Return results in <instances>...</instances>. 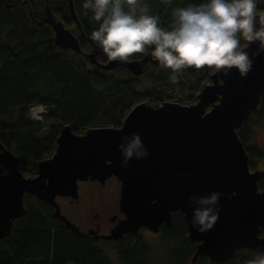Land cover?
I'll use <instances>...</instances> for the list:
<instances>
[{
	"label": "water",
	"instance_id": "water-1",
	"mask_svg": "<svg viewBox=\"0 0 264 264\" xmlns=\"http://www.w3.org/2000/svg\"><path fill=\"white\" fill-rule=\"evenodd\" d=\"M43 1L44 19L39 24L52 28L54 45L98 65L100 47L84 34L72 0H67V9L79 37L55 18L48 0ZM22 3L33 18L29 2ZM6 8L10 9V4L6 3ZM79 39H86L93 51L83 53ZM256 49V44L244 49L253 60L246 77L236 69L227 76L213 72L210 84L200 90L193 104L166 101L154 108L142 102L128 112L121 127L93 128L83 135L74 134L65 125L54 154L37 164L34 178L20 172L19 158L0 143V240L10 234L13 222L25 215V194L50 204L54 216L71 232L96 236L97 231L84 233L67 219L55 198L77 200L78 183L104 185L114 180L118 210L108 219H120L101 236L104 241L135 235L142 228L157 233L179 211L186 220L187 238L195 248L190 264L203 256L213 262L227 261L239 248L264 252V188L259 190L257 185L261 171H250L247 153L237 135L264 96V53L253 55ZM145 61H109L100 67L107 71L123 68L140 76ZM133 134L140 137L149 155L134 158L122 167L117 145ZM212 191L222 193L219 219L213 228L201 233L192 224L196 204L190 198Z\"/></svg>",
	"mask_w": 264,
	"mask_h": 264
},
{
	"label": "trees",
	"instance_id": "trees-1",
	"mask_svg": "<svg viewBox=\"0 0 264 264\" xmlns=\"http://www.w3.org/2000/svg\"><path fill=\"white\" fill-rule=\"evenodd\" d=\"M23 1L0 0V143L19 158V170L26 178L36 175L39 162L52 157L65 125L71 126L76 135L93 128H119L137 104L144 102L154 108L166 101L190 105L211 82L212 70L190 68L173 84L169 79L171 70L161 69L150 55L136 54L129 59L146 58L140 76L123 68L102 69L100 65L109 61L101 48L96 56L98 65L87 63L81 54L56 47L52 28L39 24L44 19L43 0H27L33 18ZM72 2L84 34L90 37L98 28L93 13L83 9L85 0ZM145 2L149 4V14L160 17L159 26L169 28L172 8L198 0H173L169 6L160 0ZM258 2V10H264V0ZM6 3L11 5L10 9ZM48 3L55 18L72 31L75 25L67 0ZM243 44L242 41V47ZM79 47L83 53L93 51L86 39H79ZM37 104L47 111L42 122H33L28 116L29 108ZM259 125H264V96L237 130L250 171H261L257 185L262 190L264 142L254 141V129ZM45 129V136L40 137ZM24 206L25 215L16 219L10 234L0 240V264H112L106 252H114L119 264L157 262L138 233L126 234L118 242L77 235L54 216V208L47 202L25 194ZM159 235L163 241L175 244L166 252V264H190L195 248L187 238L186 220L181 212L172 214L170 224L162 225ZM257 253L254 249L239 248L227 261L213 262L203 256L194 264H246Z\"/></svg>",
	"mask_w": 264,
	"mask_h": 264
},
{
	"label": "clouds",
	"instance_id": "clouds-1",
	"mask_svg": "<svg viewBox=\"0 0 264 264\" xmlns=\"http://www.w3.org/2000/svg\"><path fill=\"white\" fill-rule=\"evenodd\" d=\"M160 2L169 6L173 0ZM82 7L93 13L98 28L90 33V39L108 61L127 62L136 54L150 55L161 69L171 70L169 79L173 84L190 68L225 76L236 69L246 77L253 60L244 49L256 44L253 55L264 53V10H258L257 0H198L175 7L169 28L159 26L160 17L149 14L145 0H85ZM122 141L117 145L122 167L134 158L149 155L138 135L123 137ZM221 196L212 191L207 196L190 198L196 204L192 224L198 232L214 227ZM246 264H264V252H258Z\"/></svg>",
	"mask_w": 264,
	"mask_h": 264
},
{
	"label": "rangeland",
	"instance_id": "rangeland-1",
	"mask_svg": "<svg viewBox=\"0 0 264 264\" xmlns=\"http://www.w3.org/2000/svg\"><path fill=\"white\" fill-rule=\"evenodd\" d=\"M35 1V0H32ZM258 6H260L257 0ZM72 32L78 36L76 28ZM144 84H146L144 82ZM48 128V126L46 127ZM45 129L39 136L43 137L46 134ZM254 141L256 143L264 142V125H259L254 129ZM118 188L114 180H108L105 186L95 183H85L80 186L78 202L59 203L61 212L70 221L81 228H86L87 225L93 223L94 216L100 215V221L103 219L109 221L108 218L113 216L118 210ZM145 244L150 249L153 257L156 259V264H166V252L173 247L174 242L163 241L159 234L141 233ZM109 261L112 264H119L117 255L114 252H106Z\"/></svg>",
	"mask_w": 264,
	"mask_h": 264
},
{
	"label": "flooded vegetation",
	"instance_id": "flooded-vegetation-1",
	"mask_svg": "<svg viewBox=\"0 0 264 264\" xmlns=\"http://www.w3.org/2000/svg\"><path fill=\"white\" fill-rule=\"evenodd\" d=\"M76 28V27H75ZM77 37H79V33H78V36ZM36 176V175H35ZM34 176V177H35ZM34 177H30V178H34ZM108 181V180H107ZM106 181V182H107ZM106 182H105V184H106ZM85 183H87V182H83V183H78L79 184V189H80V186H82V185H84ZM92 183H94V182H92ZM96 183V182H95ZM99 184V183H98ZM105 184L104 185H101V184H99V185H101V186H105ZM78 192H79V190H78ZM78 200H79V198H78ZM78 200H70V199H65V198H62V197H56L55 198V201L59 204V203H69V204H72L73 202H78ZM121 216V215H120ZM117 218V217H116ZM68 219V218H67ZM118 219H120V218H117V219H115L114 221L113 220H111V221H107L106 222V220L105 219H103V221H100V215L99 214H96L95 216H94V222L93 223H91V224H89V225H87V227L86 228H81V227H79L78 225H76V226H78L79 228H80V230L81 231H83L84 233H87L88 231H91V232H94V231H97V235L96 236H92V235H89L91 238H95V239H100V240H102L101 239V236L102 235H106V234H108V232H109V230L111 229V227L118 221ZM72 222V221H71ZM113 222V223H112ZM141 233H150L149 231H147L146 229H141L139 232H138V235H141ZM154 234V233H153ZM155 234H159V232H157V233H155ZM126 235V234H125ZM125 235L121 238V239H118L117 241H111V242H118V241H122L123 239H124V237H125ZM104 241V240H103Z\"/></svg>",
	"mask_w": 264,
	"mask_h": 264
},
{
	"label": "built area",
	"instance_id": "built-area-1",
	"mask_svg": "<svg viewBox=\"0 0 264 264\" xmlns=\"http://www.w3.org/2000/svg\"><path fill=\"white\" fill-rule=\"evenodd\" d=\"M46 114L47 111L41 104L31 106L28 111V116L33 122H42Z\"/></svg>",
	"mask_w": 264,
	"mask_h": 264
},
{
	"label": "bare ground",
	"instance_id": "bare-ground-1",
	"mask_svg": "<svg viewBox=\"0 0 264 264\" xmlns=\"http://www.w3.org/2000/svg\"><path fill=\"white\" fill-rule=\"evenodd\" d=\"M30 4V3H29ZM11 6V5H10ZM144 69V68H143ZM71 127V126H70ZM72 132H73V130H72ZM75 134V133H74ZM6 148V147H5ZM27 210V209H26Z\"/></svg>",
	"mask_w": 264,
	"mask_h": 264
}]
</instances>
